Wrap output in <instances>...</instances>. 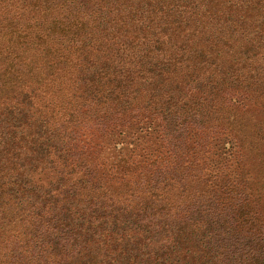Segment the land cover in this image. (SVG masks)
<instances>
[{"label":"trees","instance_id":"16d2710c","mask_svg":"<svg viewBox=\"0 0 264 264\" xmlns=\"http://www.w3.org/2000/svg\"><path fill=\"white\" fill-rule=\"evenodd\" d=\"M16 4L39 9L37 51L0 47V221L14 231L0 264H264V225L227 174L172 205L158 167L125 196L105 188L82 132L156 117L177 152L213 90L264 68L240 64L264 52V0H0V46L9 23L19 29ZM132 153H118L120 171L152 168L148 148Z\"/></svg>","mask_w":264,"mask_h":264},{"label":"rangeland","instance_id":"374dc122","mask_svg":"<svg viewBox=\"0 0 264 264\" xmlns=\"http://www.w3.org/2000/svg\"><path fill=\"white\" fill-rule=\"evenodd\" d=\"M16 5H18V16L15 15L12 19L19 29L14 31L13 24L9 23L6 31L9 32L12 29L13 33L1 36L3 42L0 47H19L15 49L20 55L35 58L37 50L32 48L30 40L36 31L35 22L39 9L32 11L30 8L24 11L19 4ZM9 8L12 12V7ZM47 17L49 21L50 17ZM18 43H21L20 46H17ZM252 63L264 65V52L244 63L240 61V64L245 66ZM241 73L246 78L249 75L254 78L247 82L241 81L239 89L234 91L223 90V87L218 91L213 90L212 107L204 103L201 108V111L208 110L209 115L204 112L203 115L206 116L203 123L199 121V117H196L193 119L197 120L196 123L190 124L189 129L186 127L188 132L177 148V152L170 151L165 145L166 141L160 138L159 119L156 117L139 124L133 123L114 130L106 129L105 132L91 121L83 124L82 132L92 141L91 146L85 149L87 154L90 153L87 157L92 159V163L102 162L98 165L101 169L99 172H108L102 179L105 188L109 187L126 196L127 189L139 188L138 184L134 183L135 179H138L140 175L150 174L160 167V169H166L165 175L169 177L165 182L160 183L158 189L169 204L175 205L187 196L198 194L200 190L208 191V185L205 184L207 175L213 176L207 182L216 178H219L221 182L222 176L227 174L239 190L241 200L245 202L242 210L255 217L253 220L256 225H264V68L255 72L243 70ZM57 95L59 99L61 93L58 92ZM1 96L2 94H0V101ZM229 96L240 97L241 101L233 104L228 101ZM47 98L49 99L50 96ZM115 141L118 142L117 147H114ZM120 146L122 151H118ZM142 147L148 148L152 154L151 160L149 159L152 161V168L148 167L150 170L143 168L131 172L128 168L125 169L126 171H120L117 168L115 160L118 153L121 154L124 151L129 153V149L133 148L134 155ZM168 169L175 171L176 179L170 180L173 175L171 173L174 171L168 173ZM114 170L117 173H113ZM52 174L50 169H44L37 174V177L48 183ZM97 175L100 174L97 173ZM1 176L0 172V181ZM118 176L124 177L119 179ZM136 195L142 198L146 196V193L139 189ZM12 233L14 231L11 226H6L0 221V259L2 260L5 259L3 248L10 242L9 237Z\"/></svg>","mask_w":264,"mask_h":264}]
</instances>
